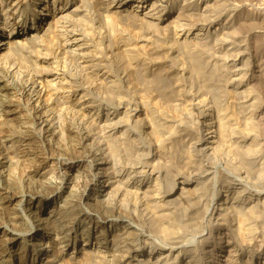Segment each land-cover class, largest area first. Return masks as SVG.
Returning a JSON list of instances; mask_svg holds the SVG:
<instances>
[{
  "label": "rangeland",
  "instance_id": "1",
  "mask_svg": "<svg viewBox=\"0 0 264 264\" xmlns=\"http://www.w3.org/2000/svg\"><path fill=\"white\" fill-rule=\"evenodd\" d=\"M31 1H34V0H28V2L32 3ZM44 1H48L49 2L50 0H44ZM51 1H53V0H51ZM66 1H68L67 8L70 5L71 6L74 5L75 7L79 8V10H83V14L82 15L86 14L88 16V18L85 15L86 19H84V17L82 15H78V14H77V16H72V18H71V16L67 17V19L62 23L63 24L62 27H64V32H65L64 34H66V35L69 34L68 36L71 37L72 39H75V40L78 37L82 36V37H80L78 39L80 41H82V43L84 42V46H85V43H88L91 40L88 43V45H91V46L95 47L98 50L99 54H101V55H99L100 59H102L103 57L108 59L109 68L111 67L110 69L109 68L108 69H109V71H111L113 79L114 80L116 79L115 82H117V84H119V86H121V88H123V90H125L122 93V95H121L122 97L124 96L123 99H121L122 103L121 102L119 103V100H118V102H116L117 100L113 101L114 99L113 100L108 99L107 96L104 95V93L101 94L102 92H96L95 94L92 93V96L94 97V99H93L94 103L92 105L95 104L94 106H96V105L98 106V107L96 106V109L94 108L95 109L94 111H96L100 115L106 114L107 112L111 113L113 111H116L115 109L117 108L113 104H116V103L124 104L126 102H127L126 106L128 107L129 110H132V109L133 110H141L140 108H142V106H141L142 105L141 104L142 100L148 99L147 97L151 96L152 93L155 94L154 92L149 93V91H146V90H148L146 88L147 86L145 87V85L143 83H141V81L138 82V81L135 80V76L132 75L131 70H130V69H132V67L134 65L137 66V67L134 66L135 68L138 69V67H139V70L142 69L141 71H143V72H144V70H146L145 73L149 74V75L148 74L146 75L147 76L146 77L147 81H148V79L153 80V78L156 75H158V73H159V75L161 77L164 75L162 77V79L165 78V80H167L169 83H173V85L174 84L177 85V86L174 85V88H173L175 96L173 95L174 98H173V100L171 99L172 101L168 100L167 98H165V100L164 99L162 100V97H160V96L157 97L158 99L156 98V100L154 99L155 97L153 98V100H151V99H149V100H151V104H153L154 106L157 104V107L155 106V108H154L155 109V115H156L157 119L159 118V120H161V119H165L166 117H168L167 119H170V116H171L172 122H174L173 123V128H175L174 129L175 131L173 130L174 132L182 130L181 128H183L184 130H186V129L189 130L190 133H192V132L194 133V131H195V133L193 134L195 136V138L193 140H190L187 143V145L178 146L176 148L177 151H176V149L173 148L175 143H173V145L171 144V146L173 148V151H174V153H173L172 148H171L170 143H169V142H171L170 141V135H167V133L164 134V132L163 133L161 132L159 137H156V135L153 136L156 133H152L154 131H150V130H153V129H151L152 128V126H151L152 124L151 125L149 124L151 121L149 122V120H147V122H149V123H147L146 122L147 118H144L145 120L143 119L141 122L139 121L140 123L138 122L139 123V124L137 123L138 125L134 124V126H133V128L131 130V132H132L131 133V138L135 140V145L127 146V147H129V149H131V150H129L127 148V150L129 152L130 156H132V160H134V161H132V160L131 161L134 162V163H137V164H135L136 167H140L145 162H147V163H149L151 165L154 163L153 164V166H154L153 168L155 169V167H156V169L153 171V175H151V176L147 175L146 176L145 181L147 180L151 184V183H153L152 181L155 182V180H156V183L158 182L157 184H158V187H159L158 191H159L161 196L164 193L167 194V192H165L166 191L165 190L166 187L164 186V184L166 183V180L168 178L169 179H175L176 176H178L179 174L183 175L186 179L191 180V182L195 181L196 178L199 179L200 177H201L200 181L203 182L204 180H206L205 181L206 182L205 189H204V193L206 195L205 194L204 195L207 198H205L206 200H204V197L202 198L203 199L202 200V204H200L201 207H200V209H198L199 210L198 213L199 212L200 213H199V215L197 213V218L198 219H195L194 221L189 222V225L191 227L188 225V228H190V229L187 228L186 230L182 231V233H183L182 235L184 236L183 237L184 239H183L182 243H180L181 245L178 244L179 247H176L178 245H175L174 249H171L172 250V256L175 255V256L178 257V264H186V263H190V262H191V264H213V263H216V260H215V256L216 255H215V253L219 252V249H218L219 245L222 243V246L225 247V245H227V241H229L231 239H232V241H234L237 244L235 252H234L235 253L234 254L235 255L234 256V260H235L234 264H245V263L246 264H264V239H263L264 238V205H263L264 204V190H263L264 189V182H263L264 181V166H263V168H261V165L258 164V161L261 160V159H262L261 163L262 164L264 163V120H262V119H264V114H260V112L263 111L262 108L264 106V84L262 83V81L260 82V80H262L260 77L264 76L263 75V73H264V24H262V23H264V20H263L264 19V0H241V1L240 0H226V1L223 0L224 3H222L223 1L220 0V2L223 5L222 4L219 5V9L217 7H216L217 8L216 9L214 7L215 5L214 6L213 5L211 6V4L209 5V3H211L212 0H197V1L196 0H150V1L146 0V2L148 1L147 4L149 6H150L151 3H152L151 5H153V6L148 7L150 11L148 10V8L145 9V11H144L141 8H137V9L135 8L134 9L132 7V9H134V11H136L134 14H136V15L139 14L138 17H139V20L141 21L140 22L138 20V22L135 23V27H133L134 29L130 28L131 26H134V23L130 25L129 22H125V21L124 22L118 21L117 23H120V24L119 25L115 24L116 27L113 26L114 29H112V27H110V26H108V27L106 26L108 28L107 29L105 27V25H104V24L107 25V22H105L104 21L105 19L102 18V17L105 16V13L103 11V7L104 8H108L110 10L113 8L112 10H114V8L120 6L119 3L120 2L122 3V0H113L114 2L112 0H110V1L109 0H87V1L84 0L85 2H83V0H65V1L64 0H57V3L55 4V8L60 9L59 7L61 5H64L65 4L64 2H66ZM98 1H100V2H98ZM107 1H109V2H107ZM127 1H129V0H125V1L123 0V3H126ZM157 1H159V3ZM188 1H190V3ZM82 2H83L84 5H86L85 7H84V5H82ZM87 2H89V3H87ZM106 2L109 3V4L111 3L112 5L110 4V6H109ZM153 2H154L155 5L153 4ZM236 3L239 4V5H236ZM102 4H103V6H101ZM166 4L172 5V6H170L171 9L167 8L169 6L166 5ZM184 4H186V5H184ZM187 5H189V6H187ZM32 6H31V8L28 7L29 9L27 8L29 10V11L27 10V16L28 17L31 16L30 12L32 11V8H33ZM129 6H131V5L129 4L128 7ZM156 6H157V8H156ZM181 6L183 7L182 9H184V8L188 9V12L191 14V15L189 14L191 16V20L188 17L189 15L186 16L188 18L185 17V19H184V17H181V18L177 17L178 14L179 15L181 14L180 16H182V13L186 10V9H184V10L180 9L179 10L178 8H181ZM223 6H225V7H223ZM204 7H206V9ZM212 7H214L215 9L212 8ZM201 9L204 10V11L206 10L204 12V14L206 13V15L204 17H203V11ZM210 9H211V11H210ZM161 10L162 11L168 10L167 16L165 17V19L169 18L168 21L167 20H165V21L159 20V21H155V23H154L153 19L155 17H157L156 16L157 14L162 13ZM181 10H182V12H181ZM97 11L99 13H101L102 15L99 14V13L96 14ZM179 12H181V13H179ZM236 12L237 13H241L240 14L241 16L243 14L246 15V13H247V15L255 16V20L256 21L254 22V25L251 27L252 31H253V34L254 35L256 34L255 37L247 35L248 32L245 31V30L240 29V26H238L239 29L235 30V32H237L238 36L240 37L239 39L237 38L238 41H237V39L234 40V41H231L232 39L230 38V36H228V34L226 36L225 32L228 29L226 27V24H228L227 22H229L232 19L233 13H236ZM193 13H194V16H193ZM195 13H198V14H195ZM154 14H155V16H154ZM52 15L53 16L56 15V12L54 14H52ZM211 15H213V16H211ZM228 15L229 16L231 15V16L229 17ZM151 16H153V17H151ZM76 17H77L78 20L76 19ZM79 17L80 18L82 17V19H81L82 21L80 20ZM141 17H145V19L147 21L153 23V24H151V25H153V27L148 22L147 23L144 22V23H145V25L147 24L149 26L147 27V25H146L144 27V24H143L142 21H144L145 19L143 18V20H142ZM193 18H195V19H193ZM75 19H76V21H75ZM199 19H200V21H199ZM151 20H153V21H151ZM170 21H172V22H170ZM65 22H67V23H65ZM79 22H80V25H79ZM175 22H176V24H174ZM167 23H168V25H167ZM169 23H170V25H169ZM177 23H179V25H177ZM69 24H71V25H69ZM81 24H83V25H81ZM123 24H125V25H123ZM164 25L168 26L166 28L167 30L165 29L166 26H164ZM171 25H172L173 29H171L172 28ZM30 26L31 25H29L28 26L29 28H27V29H30ZM100 26H102V27H100ZM177 26H180V27H177ZM231 26H233V25H231ZM158 27L160 28V30H161V27H162L163 31H160ZM82 28H84V29H82ZM120 28L122 30H120ZM149 28H150L151 31L149 30ZM153 28H156V29L158 28V29L156 31V29L153 30ZM92 29H96L97 32H96V30L94 31ZM132 29H133V31H131ZM210 29L211 30H216L215 31L216 34L210 33ZM224 29H225V32L223 31ZM70 30H72V31H70ZM109 30L111 32H109ZM112 30H115V31H112ZM116 30H117L118 33H116ZM118 30H120V31H118ZM241 30H242L243 34H241ZM122 31H123L124 34L122 33ZM222 31H223L224 35H222ZM88 32H89V34L91 32H93V33H91L93 37L90 36L91 34L89 35ZM114 32H115V34H114ZM131 32H132V35H131ZM157 32H158V34H157ZM219 32H220L221 35L219 34ZM136 33H138V34H136ZM117 34H119L120 36L119 35L116 36ZM215 36H217V37L219 36V37L217 38ZM90 37H91V39H90ZM119 37L123 41L120 40ZM228 38H230L231 40L228 39ZM109 39H111V40H109ZM253 39H254V41H253ZM135 41L136 42L140 41V43H142V44L144 43V45H146V46L142 45L145 48L143 47L144 50H142V52L139 53V54L135 53V48L133 47V45L136 44V43L134 44ZM193 41H195V42H193ZM196 41H197V43H196ZM75 43L78 44L77 41H75ZM116 43L118 45H116ZM130 43H131V45H130ZM186 43H188V44H186ZM256 43H257L258 46L256 45L253 48V45L256 44ZM112 44H113V46H112ZM197 44H200V45H197ZM219 44H221V45H219ZM201 45H202V47H200ZM127 46H129V47H127ZM208 46H209V48H208ZM1 47L4 48L5 46H1ZM127 48H128V50H127ZM100 49H102V50H100ZM168 49H169V51H166ZM104 50H106V53H105ZM110 50L113 51L114 53L113 52L111 53ZM194 50H195L196 53L194 52ZM145 51H146V53H145ZM231 51H232V53H231ZM163 52H165V53H163ZM221 52L222 53L224 52L225 55L222 54ZM87 53H89L88 49H87ZM228 53H229V55H228ZM221 54H222V56H220ZM192 55H194V56L192 57ZM210 55H211V57H210ZM135 56H136V58H135ZM138 56H141V57H139L137 59ZM224 56H225V58H224ZM231 56H233V57H231ZM198 57H200L201 60ZM56 59L58 61L62 60L63 62L66 60L64 63L67 64V66L69 67L68 68L69 70L72 69L71 70L72 74H74L78 78L80 77L81 71H80V74H78L79 68H78V66H76V64L73 63L72 60H70L68 58H62L61 56L56 58ZM14 61L13 62L12 61H10V62L8 61L11 65L8 62H7V65L8 66H15L16 62H14ZM111 61H112V63H111ZM148 62H149V64H148ZM195 62H196V64H195ZM210 62H211V64H210ZM191 63H193L192 64L193 67L190 66ZM197 64H199V65L197 66ZM73 65L76 68V70L78 69L76 74H75L76 70L73 67ZM121 66H122V68H121ZM194 67H195V69H194ZM116 68H118L119 70L116 69ZM120 68H121L122 71L120 70ZM128 69H129L130 72L128 71ZM175 69H176V71H175ZM198 69L202 73H200ZM192 71H194V72H192ZM124 74H126V76H124ZM154 74H156V75L154 76ZM233 74H234V76H233ZM128 75H129V77L127 78ZM196 75H197V77H196ZM222 75H225V76H222ZM149 77H151L152 79L149 78ZM170 77H171V79H173V81L171 79L168 80ZM97 78H99L101 80V77L99 75L96 76V79ZM99 79H97V80H99ZM133 79H134V81H133ZM200 79H202L204 81L202 82V80H200ZM127 80L130 81V82L132 81L131 82L132 84H130V82H129V85H128V83L126 82ZM211 80H212V82H211ZM123 81H125V82H123ZM133 82H134L135 85L133 84ZM217 82H219V83H217ZM137 85L140 86V87H138ZM178 85L180 86V88H178L179 87ZM133 86H135V87H133ZM141 86H142V88H141ZM125 87H127V88H125ZM198 87H199V89H198ZM216 88H217V90H216ZM192 89H194V90H192ZM243 89L246 92L243 91ZM140 90H142V91H140ZM213 90H215V91H213ZM11 91H10V93L8 91V94L6 95V99H8L9 101L10 100L16 101V99H19V96H18V94L16 92H14V93H16L14 95L13 88L11 89ZM133 92H135V93H133ZM179 93H180V95H179ZM195 94H196V96H195ZM139 95H140V97H139ZM199 96H201V97H199ZM210 96H211V98L212 97L213 98L211 99ZM239 96H241L242 98L239 97ZM24 97H21V102H23V103L25 102L24 104L27 105L25 107L30 112V115L34 116L35 115V110L33 111L32 105H30V104H32V101L30 102L29 99H26V96H24ZM196 97H197V102L199 103V104L197 103L198 105L196 104ZM218 97H220V98H218ZM255 97H257V98H255ZM187 98H188V100H187ZM252 98H253L254 102L252 101ZM109 100L112 101V102H110ZM140 100H141V102H140ZM167 100H168V102H167ZM190 100L195 101V104H194V102H192ZM123 101H124V103H123ZM130 101H131V103H130ZM187 101H189V102H187ZM200 102H201V104H200ZM215 102L216 103L218 102V103L215 104ZM205 104H206L207 107L204 106ZM248 104H250V105H248ZM68 105H67L68 107L66 106V109L64 108V110L62 109L60 111H56V110L54 111L55 119L57 118V121H61V122H58V123H63V122L66 123V125H68V127H72V126H75V125L78 126V127L75 126V128L78 130V132H79V134L81 136V140H82V144H83V148H82L83 156H86V159H87L86 165L85 166L83 165L82 167H78L77 165L73 164V162H72L73 161V158H72L73 156L71 155L70 144H68V142L66 140H63L61 138L57 139V135H56V132H55L53 127L52 128L50 127L46 131V133L44 134L45 148H43L42 145H40V143H39V146H38V144H33V145H28L27 144L26 145L25 143H21L20 142L21 139H22L21 136H23V134L25 133L24 131H25V128L27 126H30V127H32V126H31V124L26 125V123L23 122L24 120H23L22 112H20V110L17 109L16 113H17V115L20 118H19L18 121H13V120L4 119L5 117L3 116V114L0 111V133H1L0 134V138H1V136L5 137V135L13 134V136H15L14 140L17 142V146L19 148L18 155L16 156L17 159H15V161L12 162V163L9 162L7 164L5 162L7 160L4 161L2 159V155H0V190H1L0 191V195L2 196V192H3L2 189L3 188H5V187L7 188L8 186H10V184L12 185L14 183L13 188H14V191L17 193V196H18L17 200L14 202V207L15 208H13V209H15V211L13 213H10V215L6 214L7 215L6 216L4 214V212L2 210H0V229H2V231L5 230L4 232H6V233L14 231V232L18 233L19 235L23 234V236L25 238H32L33 239L32 243L36 244V246L39 247L38 245L43 241V239L45 240V239H50V238L53 237V233H54L53 232V227H51L52 224L50 222V218H49L48 213L51 210H54V208H56V207L64 208V207L67 206V204L69 202L68 200L72 199V201H75L74 199H76L77 200L76 201V205H78V210L81 213H83L82 214L83 216L80 217L82 219L77 220L78 222L76 220H70V221H68L66 223H63V225L60 224L59 227L56 230V233L58 235L62 233L60 235V237L63 236L64 238H66L65 239V240H67L66 244H69V246H73V244L75 242V238L77 237L76 244L77 245H80V244L82 245V242H81L82 241L81 240L82 239L81 238L82 234H83L84 237L90 236V234H91L90 232L92 231V229L94 230V225L96 223H97V225H104L107 230H112V229H115L116 227H119L121 225L120 221L123 219L121 216H124L127 219V220H125L126 221L125 223H128V224H125V225L129 226V223H131V224H133L134 227H136L138 229L137 232H138L140 237L138 236L139 238H138V241H137V245L135 246V249L137 248V250H139V249L144 247L142 249V252L139 253V254L140 255H144V254L146 255L147 254V256H148L149 249H150L149 247L151 246L150 243L153 242V244H155V245L156 244L160 245V243L162 242L161 237L157 236L155 233H151L150 234V231L148 230V226L150 224L147 223V221H145L146 223H144V222L137 223V222H134V221H130L128 219V217H129V215H132V213L136 212L138 214H135V215L136 216L138 215V218L142 219V221L146 219L144 217L146 215V217H149L150 219L154 220V222H155V219H154L155 215L153 214V211H152L153 209H151V206L149 204L144 203V202H147L149 200L146 199L147 198L146 196L142 197L143 195L139 196V194H134V193H128V197H126V200H123V198L125 199V197H122L121 200H116V199L112 198V199L115 200L114 201L111 198H109L108 196L106 198L102 199L103 196H101V192L104 190V188H101V187L103 185V181H102V177L99 174V170H97V168L98 169H99V167L103 168V166H101L98 163H101L103 161L104 154L102 152L103 151L102 150L103 149L102 145L104 144V139H105L104 138L105 137L104 136V130L107 128L106 126H103V125H106V123H104L105 121L103 120L104 124L103 123H99V125L97 124L96 125V129H95L96 132L95 131L91 132L88 129H86L85 126L80 124V122H79L80 120L78 121L79 116H80V112H81L80 107H78V109L80 111L79 110L76 111V109H77L76 105H74V104L73 105L72 104H68ZM245 105H247V106H245ZM162 106H164V107H162ZM198 106H199V108H198ZM243 106H244V108H243ZM251 107H252V109H251ZM74 108H75V110H74ZM205 108L209 109L208 111H210L209 113L211 114V118H212V120L214 119L213 120V122H214L213 124L217 123V119L218 118H216V117H219L218 115H220L221 111H223L224 109H226V108L229 109V110H227V109L226 110L228 111V113L232 114V116L229 114V119H230V121L228 122L229 123V125H228V129L229 130H227V133H229L230 136L228 134V136H229L227 138L228 140L224 141L222 144H218V143L215 144L213 142V141H215V138H213L215 136V133L213 132L212 134L210 133V134L206 135V133H207L205 131L206 129L202 128V127H204L202 125V121H204V115L202 114V112H205V110H204ZM222 108H224V109L222 110ZM108 109L110 110V112L108 111ZM231 110H232V112H231ZM56 112H58V113H56ZM59 112H61V115H60ZM157 112H161V113H157ZM81 113H83L84 115L86 114L85 112H81ZM173 113H175V114H173ZM158 114H160L161 116L163 114V116L161 117ZM216 114H217V116H216ZM58 115H60V117ZM75 115H76V117H75ZM81 116H80V119L83 118L82 114H81ZM86 117L88 118L89 116L86 115ZM126 117H128V116H126ZM126 117H123L118 112V114L116 115L115 119H113V123L116 121L115 122L116 123L115 126L119 127L122 123H124V121L128 120L129 117L128 118H126ZM75 118H77V119H75ZM240 118H243V119H240ZM88 119H89V121H91L90 118H88ZM117 119H118L119 122H120L121 119L123 121L121 120L122 122H120V123L118 122L117 123ZM177 119H178V122H177ZM258 119H260V120H258ZM62 120H63V122H62ZM73 120H75V121H73ZM241 120H242V122H241ZM57 121H54V123L57 122ZM68 121L69 122L71 121L70 122L71 126L69 125ZM72 121H73V123H72ZM76 121H78L79 123L76 122ZM194 121H196V122H194ZM106 122H108V121H106ZM126 122L128 123V121H126ZM199 123L201 124V126H200ZM128 124H130V123H128ZM194 124H195V126H194ZM244 124H245V126H244ZM107 125H108V123H107ZM124 125H125V123L123 125H121V126H124ZM99 127H101L102 132L99 131V129H100ZM194 127H196V128H194ZM97 128H98V130H97ZM147 128L150 129V130H148ZM232 129H234L233 131L235 132V134L232 131ZM6 130H8V132H5ZM214 130H215V127H214V129L213 128L211 129V131H214ZM253 130H254V132H253ZM97 131H99L100 134L97 133ZM228 131H230V132H228ZM256 131H257V133H256ZM248 132H250V133H248ZM134 133H135V135H134ZM176 133L178 134L179 132H176ZM151 134H153V135H151ZM245 134H246V136H245ZM100 135H102V136L100 137ZM163 135H165V138L163 137ZM205 135H206V137H205ZM161 136L163 137L162 139H160L161 141L158 140V139L156 140V138H161ZM197 136L198 137L199 136L203 137L204 141H207V143H205V144L197 143V141H196L197 140ZM90 137H92V138H90ZM154 137H156L155 141H154ZM168 137H169V139H168ZM210 137H212V138H210ZM254 138H255V140H254ZM97 140H99V141H97ZM191 141H192V144H194V145L189 144ZM230 141H231V143H230ZM167 143H169V145ZM225 143L226 144L228 143V144L224 145ZM258 144H259V146H258ZM216 145H218V146H216ZM53 146H54V148H53ZM159 146H161V147H159ZM185 146L187 147L186 148L187 149L186 152L191 154V155H189V154L188 155L190 157L192 156V159L194 160V163H192V167H191V165L190 166H185L184 165L185 158H183L184 157L183 155H185V154H183V153L185 152V148H184ZM174 147H176V146H174ZM251 147H252V149H251ZM136 148H138L139 152L136 151L137 150ZM139 148L141 149L142 152L140 151ZM157 148H158V150H157ZM191 148H193V149H191ZM134 149H136V150L134 151ZM166 150H167V152H166ZM253 150H255V151H253ZM52 151H53V155L52 156L54 157L55 160L53 161L51 159L52 160L51 161V160L47 159L45 161L46 163L44 164V166L39 171L40 172L39 174L41 175V177L40 178H36L37 181L34 180L33 178H30L29 175H28L29 170H32V166H30V165H33L35 163L39 164V162L43 160L44 156L47 157L48 154L50 156V154H51L50 152H52ZM182 151H184V152L182 153ZM213 151H215V152H213ZM237 151H238V153H237ZM245 151L247 153H245ZM157 152H159V154ZM169 152H172V153H169ZM180 153L182 154V157H180L181 156ZM170 154H172L171 155L172 157L170 156ZM174 154H175V156H174ZM246 154L247 155L249 154V155L247 156ZM148 155H150V156H148ZM160 155H162V157ZM135 156H136V158H135ZM179 157L182 158V159H180ZM98 158H100V159H98ZM39 159H40V161H38ZM68 159H70V160H68ZM181 160H184V161L182 162ZM246 161H247V163H246ZM199 162H201V163H199ZM15 163H16V165L14 167ZM125 163H128V162H125ZM125 163H124V165H125ZM134 163H132V164H134ZM243 163H245V164H243ZM138 164H140V166H138ZM124 165H123V163H121V167H124ZM212 165H213V167H212ZM255 165H257L256 168H255ZM181 167H182V169H181ZM183 168L185 170H183ZM249 168H251L252 171L249 170ZM193 169H195V170L193 171ZM203 170H206V173ZM254 170H256V171H254ZM89 171H91V172H89ZM155 173H157V175H155ZM197 173H198V175H197ZM253 173H254V175H253ZM88 174H90V175L88 176ZM185 174H187V175H185ZM260 174H261V176H260ZM203 176H206L207 178L204 179ZM191 178H193V179H191ZM6 182H8L9 184L6 183ZM131 182L137 183V185H138V183H141L140 178L134 177V174L131 175ZM205 182H203V183H205ZM80 183L81 184H84V183L88 184L86 190H83V188L80 187ZM5 184H6V186H5ZM41 185L44 186V189H43V186L41 188ZM49 185H51L50 187L53 186L56 189L55 192H57V193H52L51 194V196H54V198L51 201H49L50 203H47L48 211L46 213H44L43 211L42 212H38V207H39L38 201L36 199L30 200V198H35V197L41 195L40 194L41 192H42V194H47V192L49 191V189H48ZM239 187L242 188V189H240ZM206 188H208V189H206ZM239 189H240V192H239ZM211 190H212V192H211ZM241 190H243V191H241ZM36 193H38V195ZM217 193H219L218 196H217ZM130 194H131V196H130ZM132 194H134V195L132 196ZM238 194H240L239 197H238ZM256 194H258V195H256ZM26 195H30V197L28 198V197H26ZM250 195H253L254 197L249 198ZM216 196H217L218 199L216 198ZM221 196H223V197H221ZM140 197H142V198H144V200L145 199L146 200L144 201ZM233 197L235 199H233ZM246 197L251 199V200H247ZM79 198H81V199L79 200ZM27 199H29V202L26 201ZM107 199H111L112 201L111 200H108V201H111L112 203L111 202L107 203ZM100 200H102V201H100ZM122 200H123V202H122ZM244 200H247V201H244ZM257 200H259V201H257ZM79 201H81V202H79ZM120 201H121V203H120ZM131 201H133L132 204H131ZM100 202H101V204L113 207V208H115V210L116 209L118 210V211L117 210L115 211V213H117L116 214L117 216L115 215L114 217H111L112 218L111 222H105L101 218L102 214L99 213V211H96V210L93 209L95 207L96 208L99 207L98 205L100 204ZM114 202H115V204H114ZM134 202H136V204ZM138 202H141V203H138ZM88 203H90V206L88 205ZM118 203H119V205H118ZM148 203H150V202H148ZM252 204L255 205V207H258L260 209V211L257 208L258 210L257 209L256 210H257V212L258 211L259 212L258 213L256 212L255 217H251L252 220L250 219L251 223L250 222L249 223L251 224V226H252L251 228H252L253 231L251 230L252 231V232L250 231L251 234H247L248 236L246 235L247 236L246 239H248V243L247 244H242L241 243V238L244 237V232H242L243 231L242 230L241 231L242 233H240L241 227H240V224H239V221H238V217L236 216L237 212L235 211V208H236V210H239L240 208H237V207L238 206L239 207L242 206L243 208L241 207L242 208L241 210H244V209H247L250 206H253ZM256 204L258 206H256ZM132 205H134V206H132ZM125 206H127V207H125ZM148 206H150V207H148ZM183 207H184V205H183ZM125 208L128 211H125ZM132 208L135 209L134 212H133ZM180 210H182V209H180ZM189 210H190V208H189V206H187L186 210H184V211L188 212ZM221 211H223V212H221ZM122 212H123V214H122ZM126 212L128 213V215H126L127 214ZM124 213H126V214L124 215ZM234 213H236V214H234ZM86 214H88V215H86ZM120 214H121V216H120ZM140 214L142 215L141 217H140ZM152 215L154 216L153 218H152ZM88 216H89V218H88ZM256 217L257 218L259 217V218L257 219ZM10 218L12 219L11 221H9ZM117 219H118V221H117ZM107 225H108V227H107ZM146 232H148V233H146ZM145 233H146V235H144ZM184 233H186V234H184ZM231 233H232V235H231ZM65 234H66V236H65ZM241 234H243V235H241ZM261 235H262V237H261ZM142 238H146L148 240L144 239L146 241L145 242ZM0 239H1V237H0ZM226 239H227V241H226ZM154 241H155V243H154ZM220 241H221V243H220ZM183 242H185L187 245L185 243H183ZM26 244H27V242L23 238H20L19 240L15 241L14 243H13V241H10V238H8V237L7 238L5 237L2 240H0V264H3V263L4 264H43V261L45 259V254L46 255H52V254L56 255L55 248L53 247V245L50 244V246H48V247L46 246L47 247V248H45V250H46L45 252L46 253H44V255H41L42 252L40 251V249L37 248V251H36L37 253H35V256H33L31 251H30L28 253L27 259H24V258L19 257V256L24 251V248H25ZM161 245H163V244L161 243ZM166 246H169V245L166 244ZM166 249H167V247L164 250H166ZM153 252L162 253L163 250H158L157 249V250H155ZM170 254H171V252L162 253V257L170 255ZM69 255H70V250L63 251L62 255L60 256L63 259V261L59 260L61 258L58 257V258L54 259L51 264H63L64 260H65L64 257H66V256L68 257ZM168 257H167V259H168ZM72 262L73 261L68 262V263L72 264ZM73 264H76V263L73 262Z\"/></svg>",
  "mask_w": 264,
  "mask_h": 264
},
{
  "label": "bare ground",
  "instance_id": "2",
  "mask_svg": "<svg viewBox=\"0 0 264 264\" xmlns=\"http://www.w3.org/2000/svg\"><path fill=\"white\" fill-rule=\"evenodd\" d=\"M65 1V0H64ZM87 1V0H86ZM110 1V0H109ZM107 1V2H109ZM113 1V0H112ZM111 1V2H112ZM125 1V0H124ZM150 1V0H149ZM197 1V0H196ZM223 1V0H222ZM226 1V0H225ZM241 1V0H240ZM32 3L28 2V0H0V111L3 114V116L5 117L4 119L6 120H13V121H18L19 120V116L17 115L16 111L17 109L20 110V112H22L23 114V122L26 123V125L31 124L32 127L27 126L25 128V133L23 134V136H21V143H25L26 145H33V144H38L42 145L43 148H45V138H44V134L46 133V131L51 127L54 128L56 135H57V139L61 138L63 140H66L68 142V144H70L71 147V156L73 158V164L77 165L78 167H82L83 165L85 166L87 163V159L86 156H83V144H82V140H81V136L78 132V130L75 128V126L72 127H68V125H66V123H58L61 121H57V118L55 119V114L54 111H60V110H64V108L66 109V106L68 104H74L77 106V110L78 107H80L81 112H85L86 114L84 115L83 113L80 112V116L81 114L83 115V118L79 119L78 121L80 122V124H82L83 126L86 127V129H88L89 131H95L96 129V125L99 123H103V120L105 121L104 123H106L107 128L104 130V144L102 145L103 147V161L100 164L102 167H99V169L97 168V170H99V174L102 177V181H103V185L101 188H104V190L101 192V196L102 199L106 198L107 196L109 198H114L116 200H121L122 197H125V199L123 198V200H126V197H128V193H134V194H139V196L143 195L142 197H147L146 199H148L149 201L144 202L146 204H149L151 206V209H153V214L155 215V222L154 220L150 219L149 217H146V215L144 216L146 219L142 221V219L138 218V215L136 216L135 214L138 213H132V215H129L128 219L130 221H134L137 223H141L145 221H147V223H149L150 225L148 226V230L151 233H155L157 236L161 237L162 240V244L160 243V245H155L152 243H150V245L152 246H148L149 249V254L147 256V254L145 255H140L139 253L142 252L141 248L139 250H137V248L135 249V246L137 245V241L138 238L140 237L138 232H137V228L133 226V224L129 223V226L125 225L128 223H125L127 220L124 216H120L123 218L120 221V226L116 227L115 229L112 230H107L105 228L104 225H97V223L94 225V230L92 229V231L90 232V236L84 237L82 234V245H77V237L75 238V242L73 244V246H69V244H66L65 240L66 238H64L63 236L60 237V235L62 234H57L56 230L59 227L60 224L63 225V223H66L70 220H79L82 219L80 217H82L83 213H81L78 210V205H76V199H74L75 201L68 200V204L66 207L64 208H60V207H56L54 208V210H51L48 215L50 218V222L52 224L51 227H53V237L50 239H43V241L38 245L39 247L36 246V244L32 243L33 239L32 238H25L23 236V234L19 235L16 232H4L2 231V229H0V237L2 240L3 238H10V241H13V243L17 240H19L20 238H23L27 244L24 248V251L20 254L19 257H22L24 259H27L28 257V253L31 251L32 255L35 256V253H37V248L40 249V251L42 252L41 255H44V253H46L45 248H47L48 246L53 245V247L55 248V254L52 255H46L45 254V259L43 261V264H51L53 262L54 259L60 257L62 255V252L65 250H70V255L67 257H64V263L63 264H70L68 262H75L76 264H178V257L173 255L172 256V250L174 249L175 245H178L180 243H182L183 241V233L182 231L186 230L188 228L189 222L194 221L197 218V213H198V209H200L202 204V198L204 197V200H206L205 198V193H204V189H205V184H206V180H204L205 178H207L206 176L204 177V181L205 183H203L202 181H200L201 177L199 179L196 178L195 181L188 180L186 179L183 175H178L176 176L175 179H167L166 183L164 184V186L166 187V191L167 194H163L162 196L159 193V187H158V182L156 183L152 181L153 183L150 184V182H148L146 179V176H151L153 175V171L156 169L153 168V164H149L147 162H145L144 164H142L140 166V164H138V166L140 167H136L135 164L132 161V156H130L127 148L129 149V145H135V140L131 138V130L135 125H138L144 118L147 120H149V123L153 130L150 131H154L152 133H156V134H151L153 136L156 135V137L160 136V133L164 132L167 133V135H170V146L171 144L176 147L173 146L174 149H176L178 146L182 145H187V143L190 140H193L195 138V136L193 135L195 133L192 132L190 133L189 130H184L183 128H181L182 130L176 131L179 132L178 134L176 132H174L175 128H173V123L172 122V118L170 116V119H167L168 117H166L165 119H161L159 120V118L157 119L156 115H155V106L157 107V102L155 103L156 105L154 106L153 104H151V100H153V98L156 100L157 97H162V100L165 98H167L168 100H173L174 98V85L173 83H169L167 80L162 79V77L164 76H160L159 73L158 75L154 74V78L153 80L148 79V81L146 80V70L141 71L142 69L139 70L135 68L134 65L132 67L131 73L133 76H135V80L136 81H141V83H143L145 85V87L148 89L146 91H149V93L154 92L155 94L152 93V97L149 96L147 97L148 99H144L140 100L141 102V106L142 108H140L141 110H129L128 107L126 106L127 102L123 103L124 104H113L115 105L117 108L115 109L116 111H113L111 113H106L103 115H100L99 113H97L96 111H94L96 109V106L92 105L94 103L93 99L94 97L92 96V93H96V92H102L101 94L104 93L105 96H107L108 99H111L113 101L117 100L116 102L119 103L122 101L121 99H123V97L121 96L122 93L125 91L123 90V88H121V86H119V84H117L116 79H113L112 73L111 71H109V62L108 59L103 57L102 59L99 58V52L98 50L91 46L88 45V43L91 41H89L88 43H85L84 46V42L82 43V41H80L78 38L82 37H76L77 39H72L71 37H69L68 35L64 34V27H62V23L67 19V17L72 18V16H77L78 15H82L83 14V10H79V8L73 6H69L67 8V4L68 1L64 2V5H61L59 8L57 9L55 8V4L57 3V0H53V1H44V0H34L31 1ZM81 2V1H80ZM83 2H85L83 0ZM82 2V5H84ZM100 2V1H98ZM106 2V3H107ZM114 2V1H113ZM119 2V1H118ZM148 2V1H147ZM146 0H129L126 3H122L120 2V6L114 8V10H110L108 8H104L103 7V11L105 13V16L102 17L104 18L103 20L105 22H107V25H105V27L110 26L113 28V26L116 27L115 24L119 25L120 23H117L118 21L121 22H129L130 25L134 23V26H131L130 28L135 27V23L138 22L139 17L138 15L134 14L136 11H134V9L136 8H141L145 11V9H147L150 6H153L150 4V6L147 4ZM159 3V1H157ZM190 3V1H188ZM248 2V1H247ZM63 3V2H62ZM61 3V4H62ZM89 3V2H87ZM91 3V2H90ZM93 3V2H92ZM156 3V2H155ZM172 3V2H171ZM174 3V2H173ZM179 3V2H178ZM186 3V2H185ZM224 3V1L222 2ZM220 2V0H212L211 3H209V5L211 4V6L215 5L214 7L219 9V5L222 4ZM245 3V2H244ZM59 4V3H58ZM96 4V3H95ZM109 6L110 4L107 3ZM131 5L128 7V5ZM154 4V2H153ZM197 4V3H196ZM207 4V3H206ZM33 5V6H32ZM100 5V4H99ZM112 5V4H111ZM155 5V4H154ZM168 5V4H166ZM186 5V4H184ZM223 5V4H222ZM236 5H239L236 3ZM235 5V6H236ZM32 8L31 16H27V10L29 9L28 7ZM86 5H84L85 7ZM95 6V5H94ZM98 6V5H97ZM96 6V7H97ZM103 6V4L101 5ZM170 8V6L172 5H168ZM189 6V5H187ZM207 6V5H206ZM244 6V5H243ZM83 7V6H82ZM115 7V6H114ZM132 7L134 9H132ZM155 7V6H154ZM212 7V8H214ZM225 7V6H223ZM28 8V9H27ZM67 8V9H66ZM100 8V7H99ZM153 8V7H152ZM157 8V6H156ZM160 8V7H159ZM183 7L181 6V8H178L179 10L182 9ZM206 9V7H204ZM214 8V9H215ZM216 8V9H217ZM85 9V8H84ZM132 9V10H131ZM171 9V8H170ZM177 9V8H176ZM186 9V8H184ZM182 9V10H184ZM192 9V8H191ZM209 9V8H208ZM233 9V8H232ZM149 10V8H148ZM178 10V11H179ZM181 10V12H182ZM187 10V11H186ZM183 13L182 16H180L178 14L177 17H185L188 16L190 13L188 12V9H186ZM194 10V9H193ZM202 10V9H201ZM226 10V9H225ZM249 10V9H248ZM29 11V10H28ZM99 11V10H98ZM97 11L96 14H98L99 12ZM150 11V10H149ZM148 11V12H149ZM152 11V10H151ZM177 11V10H176ZM203 11V17L206 15V13L204 14V10ZM211 11V9H210ZM230 11V10H229ZM228 11V12H229ZM56 12V15H52ZM143 12V11H142ZM160 12V11H159ZM158 12V13H159ZM162 13L157 14L153 20L154 23L155 21H165L168 19H165V17L167 16V12L168 10L162 11ZM179 12V13H181ZM215 12V11H214ZM231 12V11H230ZM103 13V14H104ZM151 13V12H150ZM192 13V12H191ZM216 13V12H215ZM220 13V12H219ZM101 14V13H99ZM144 14V13H143ZM198 14V13H195ZM217 14V13H216ZM241 13H233L232 19L227 22L228 24H226V28L227 31L225 32V29L223 30L227 36H230L231 41L236 40L237 38L239 39L240 37L238 36V33L235 32L236 29H239L238 26H240V29L247 31V35L253 36L255 37V35L253 34L252 31V26L254 25L255 20V16L252 15H240ZM249 14V13H248ZM86 15V14H85ZM85 15H82L85 18ZM102 15V14H101ZM145 15V14H144ZM152 15V14H151ZM191 15V14H190ZM188 16L191 20V16ZM87 16V15H86ZM155 16V14H154ZM194 16V13H193ZM192 16V17H193ZM197 16V15H196ZM199 16V15H198ZM213 16V15H211ZM216 16V15H215ZM214 16V17H215ZM229 16V15H228ZM231 16V15H230ZM229 16V17H230ZM153 17V16H151ZM175 17V16H174ZM186 17V18H188ZM210 17V16H209ZM228 17V18H229ZM80 18V17H79ZM88 18V16H87ZM142 20L143 18L145 19V17H141ZM140 18V19H141ZM172 18V17H171ZM199 18V17H198ZM258 18V17H257ZM256 18V19H257ZM74 19V18H73ZM77 19V17H76ZM75 19V21H76ZM82 19V17L80 18V20ZM179 19V18H178ZM195 19V18H193ZM212 19V18H211ZM217 19V18H216ZM220 19V18H219ZM226 19V18H225ZM260 19V18H259ZM69 20V19H68ZM78 20V19H77ZM79 20V21H80ZM88 20V19H87ZM146 20V19H145ZM142 21L144 24V27L147 25H145V23H149L150 25L153 24L149 21ZM151 20V21H153ZM175 20V19H174ZM173 20V21H174ZM181 20V19H180ZM264 20V19H263ZM82 21V20H81ZM92 21V20H91ZM140 21V20H139ZM176 21V20H175ZM179 21V20H178ZM177 21V22H178ZM200 21V19H199ZM198 21V22H199ZM219 21V20H218ZM85 22V21H84ZM87 22V21H86ZM141 22V21H140ZM145 22V23H144ZM172 22V21H170ZM184 22V21H183ZM188 22V21H187ZM196 22V21H195ZM205 22V21H204ZM224 22V21H223ZM258 22V21H257ZM67 23V22H65ZM73 23V22H72ZM96 23V22H95ZM180 23V22H179ZM179 23H177V25H179ZM206 23V22H205ZM76 24V23H75ZM166 24V23H165ZM176 24V22L174 23ZM184 24V23H183ZM230 24V25H229ZM264 24V23H262ZM30 26V29L28 26ZM66 25V24H65ZM71 25V24H69ZM80 25V22H79ZM83 25V24H81ZM95 25V24H94ZM103 25V24H102ZM125 25V24H123ZM122 25V26H123ZM128 25V24H127ZM139 25V24H138ZM168 25V23H167ZM167 25L165 29L168 27ZM170 25V23H169ZM173 25V24H172ZM171 25V27H172ZM233 25V26H231ZM73 26V25H72ZM99 26V25H98ZM149 25H147L148 27ZM153 27V25H151ZM156 26V25H155ZM158 26V25H157ZM163 26V27H164ZM175 26V25H174ZM235 26V27H234ZM237 26V27H236ZM96 27V26H95ZM102 27V26H100ZM99 27V28H100ZM104 27V26H103ZM106 27V28H107ZM129 27V26H128ZM137 27V26H136ZM143 27V26H142ZM160 27V26H159ZM158 27V28H159ZM170 27V26H169ZM170 27V28H171ZM180 27V26H177ZM185 27V26H184ZM190 27V26H189ZM188 27V28H189ZM192 27V26H191ZM216 27V26H215ZM92 28V27H91ZM105 28V29H106ZM118 28V27H117ZM123 28V27H122ZM140 28V27H139ZM138 28V29H139ZM157 28V29H158ZM219 28V27H218ZM67 29V28H66ZM84 29V28H82ZM86 29V28H85ZM97 29V28H96ZM96 29H92V30H96ZM101 29V28H100ZM108 29V28H107ZM125 29V28H124ZM134 29V28H133ZM133 29L131 31H133ZM137 29V28H136ZM156 28H153V30ZM156 29V31H157ZM173 29V27L171 28ZM212 29V28H211ZM210 29V33L216 34V30H211ZM73 30V29H72ZM70 30V31H72ZM75 30V29H74ZM120 30H122L120 28ZM118 30V31H120ZM150 30V28H149ZM160 30V28H159ZM167 30V29H166ZM169 30V29H168ZM241 30V34L242 33ZM99 31V30H98ZM101 31V30H100ZM107 31V30H106ZM115 31V30H112ZM136 31V30H135ZM139 31V30H138ZM137 31V32H138ZM151 31V30H150ZM149 31V32H150ZM163 31L162 27L161 30ZM222 31V35H224ZM86 32V31H85ZM97 32V30H96ZM109 32H111L109 30ZM130 32V31H129ZM141 32V31H140ZM139 32V33H140ZM175 32V31H174ZM93 33V32H91ZM90 33V34H91ZM116 33L117 30H116ZM123 33V31H122ZM179 33V32H178ZM199 33V32H198ZM85 34V33H84ZM89 34V32H88ZM89 34V35H90ZM110 34V33H109ZM115 34V32H114ZM113 34V35H114ZM121 34V33H120ZM124 34V33H123ZM135 34V33H134ZM138 34V33H136ZM158 34V32H157ZM220 34V32H219ZM88 35V36H89ZM112 35V36H113ZM119 34H117L116 36H118ZM132 35V32H131ZM144 35V34H143ZM147 35V34H146ZM221 35V34H220ZM92 36V34L90 35ZM115 36V35H114ZM120 36V35H119ZM122 36V35H121ZM125 36V35H124ZM155 36V35H154ZM225 36V37H226ZM86 37V36H85ZM93 37V36H92ZM99 37V36H98ZM107 37V36H106ZM151 37V36H150ZM156 37V36H155ZM158 37V36H157ZM212 37V36H211ZM217 37V36H215ZM219 37V36H218ZM217 37V38H218ZM74 38V37H73ZM89 38V37H88ZM116 38V37H115ZM120 38V37H119ZM141 38V37H140ZM145 38V37H144ZM205 38V37H204ZM247 38V37H246ZM251 38V37H250ZM87 39V38H86ZM91 39V37H90ZM93 39V38H92ZM118 39V38H117ZM151 39V38H150ZM220 39V38H219ZM218 39V40H219ZM226 39V38H225ZM237 39V41H238ZM258 39V38H257ZM83 40V39H82ZM111 40V39H109ZM119 40V39H118ZM120 40H122L120 38ZM140 40V39H139ZM224 40V39H223ZM227 40V39H226ZM225 40V41H226ZM75 41L78 42L75 43ZM98 41V40H97ZM96 41V42H97ZM123 41V40H122ZM213 41V40H212ZM228 41V40H227ZM241 41V40H240ZM254 41V39H253ZM252 41V42H253ZM93 42V41H92ZM95 42V41H94ZM113 42V41H112ZM195 42V41H193ZM211 42V41H210ZM215 42V41H214ZM219 42V41H218ZM136 43V44H135ZM178 43V42H177ZM190 43V42H189ZM197 43V41H196ZM223 43V42H222ZM221 43V44H222ZM238 43V42H237ZM254 43V42H253ZM133 44V43H132ZM135 45H133V47L135 48V53H141L142 50H144V43H140V41L138 42H134ZM175 44V43H174ZM182 44V43H181ZM188 44V43H186ZM213 44V43H212ZM211 44V45H212ZM216 44V43H215ZM219 44V45H221ZM236 44V43H235ZM239 44V43H238ZM96 45V44H95ZM116 45H118L116 43ZM121 45V44H120ZM128 45V44H127ZM131 45V43H130ZM144 45V46H142ZM150 45V44H149ZM169 45V44H168ZM192 45V44H191ZM200 45V44H197ZM257 45L254 44L253 48ZM1 46H5L4 48H2ZM84 46V47H83ZM113 46V44H112ZM205 46V45H204ZM215 46V45H214ZM224 46V45H223ZM258 46V45H257ZM99 47V46H98ZM129 47V46H127ZM144 47V48H143ZM152 47V46H151ZM161 47V46H160ZM183 47V46H182ZM186 47V46H185ZM202 47V45L200 46ZM230 47V46H229ZM100 48V47H99ZM106 48V47H105ZM159 48V47H158ZM173 48V47H172ZM187 48V47H186ZM189 48V47H188ZM195 48V47H194ZM207 48V47H206ZM205 48V49H206ZM209 48V46H208ZM207 48V49H208ZM226 48V47H225ZM245 48V47H244ZM258 48V47H257ZM87 49L88 52L87 53ZM116 49V48H115ZM166 49V48H165ZM164 49V50H165ZM183 49V48H182ZM201 49V48H200ZM203 49V48H202ZM102 50V49H100ZM108 50V49H107ZM121 50V49H120ZM128 50V48H127ZM130 50V49H129ZM133 50V49H132ZM146 50V49H145ZM153 50V49H152ZM155 50V49H154ZM185 50V49H184ZM188 50V49H187ZM186 50V51H187ZM215 50V49H214ZM221 50V49H220ZM240 50V49H239ZM263 50V49H262ZM106 53V50H104ZM103 51V52H104ZM111 51V50H110ZM166 51H169L166 50ZM203 51V50H202ZM237 51V50H236ZM246 51V50H245ZM244 51V52H245ZM113 51H111L112 53ZM117 52V51H116ZM125 52V51H124ZM195 52V50H194ZM229 52V51H228ZM243 52V51H242ZM255 52V51H254ZM110 53V54H111ZM114 53V52H113ZM146 53V51H145ZM144 53V54H145ZM158 53V52H157ZM165 53V52H163ZM186 53V52H185ZM184 53V54H185ZM191 53V52H190ZM196 53V52H195ZM222 53V52H221ZM227 53V52H226ZM232 53V51H231ZM236 53V52H235ZM116 54V53H115ZM127 54V53H126ZM131 54V53H130ZM224 54V52L222 53ZM222 54L220 56H222ZM240 54V53H239ZM105 55V54H104ZM189 55V54H188ZM191 55V54H190ZM225 55V54H224ZM229 55V53H228ZM232 55V54H231ZM62 57V58H68L70 60L73 61L74 64H76V66H78L79 68V72L78 74H80L81 71V75L80 77H76L74 74H72V69L69 70L67 64H65L64 62L66 61H58L56 58L58 57ZM194 55H192L193 57ZM209 56V55H208ZM246 56V55H245ZM254 56V55H253ZM114 57V56H113ZM124 57V56H123ZM131 57V56H130ZM141 57L138 56L137 59ZM155 57V56H154ZM159 57V56H158ZM162 57V56H161ZM211 57V55H210ZM233 57V56H231ZM230 57V58H231ZM121 58V57H120ZM127 58V57H126ZM125 58V59H126ZM136 58V56H135ZM190 58V57H189ZM200 59V57H198ZM207 58V57H206ZM225 58V56H224ZM255 58V57H254ZM113 59V58H112ZM130 59V58H129ZM162 59V58H161ZM209 59V58H208ZM228 59V58H227ZM232 59V58H231ZM15 60V61H14ZM64 60V59H63ZM117 60V59H116ZM152 60V59H151ZM154 60V59H153ZM160 60V59H159ZM190 60V59H189ZM201 60V59H200ZM212 60V59H211ZM10 61H14L16 62L15 66H8L7 62ZM122 61V60H121ZM126 61V60H125ZM129 61V60H128ZM169 61V60H168ZM8 62V63H9ZM68 62V61H67ZM137 62V61H136ZM147 62V61H146ZM172 62V61H171ZM203 62V61H202ZM245 62V61H244ZM112 63V61H111ZM144 63V62H143ZM164 63V62H163ZM216 63V62H215ZM10 64V63H9ZM65 64V65H64ZM118 64V63H117ZM121 64V63H120ZM137 64V63H136ZM149 64V62H148ZM169 64V63H168ZM167 64V65H168ZM188 64V63H187ZM193 63H191V67ZM196 64V62H195ZM194 64V65H195ZM200 64V63H199ZM197 64V66L199 65ZM203 64V63H202ZM211 64V62H210ZM11 65V64H10ZM13 65V64H12ZM63 65V66H62ZM114 65V64H113ZM127 65V64H126ZM139 65V64H138ZM162 65V64H161ZM160 65V66H161ZM174 65V64H173ZM242 65V64H241ZM244 65V64H243ZM159 66V67H160ZM207 66V65H206ZM209 66V65H208ZM212 66V65H211ZM233 66V65H232ZM74 67V65H73ZM137 67V66H136ZM202 67V66H201ZM229 67V66H228ZM75 68V67H74ZM109 68V69H108ZM122 68V66H121ZM120 68V70H121ZM125 68V67H124ZM203 68V67H202ZM201 68V69H202ZM259 68V67H258ZM118 69V68H116ZM156 69V68H155ZM172 69V68H171ZM193 69V68H192ZM195 69V67H194ZM200 69V68H199ZM198 69V70H199ZM204 69V68H203ZM208 69V68H207ZM206 69V70H207ZM74 70V69H73ZM76 70V68H75ZM74 70V71H75ZM119 70V69H118ZM190 70V69H189ZM258 70V69H257ZM73 71V72H74ZM78 69L76 70L75 74L77 73ZM122 71V70H121ZM129 71V69H128ZM176 71V69H175ZM197 71V70H196ZM124 72V71H123ZM130 72V71H129ZM169 72V71H168ZM191 72V71H190ZM194 72V71H192ZM200 72V70H199ZM208 72V71H207ZM261 72V71H260ZM126 73V72H125ZM150 73V72H149ZM162 73V72H161ZM160 73V74H161ZM197 73V72H196ZM202 73V72H200ZM225 73V72H224ZM194 74V73H193ZM214 74V73H213ZM227 74V73H226ZM262 74V73H261ZM100 76L101 80L99 78V80L96 79V76ZM149 75V74H148ZM151 75V74H150ZM169 75V74H168ZM195 75V74H194ZM193 75V76H194ZM215 75V74H214ZM213 75V76H214ZM231 75V74H230ZM264 75V73H263ZM124 76H126V74H124ZM152 76V75H151ZM203 76V75H202ZM225 76V75H222ZM234 76V74H233ZM236 76V75H235ZM239 76V75H238ZM257 76V75H256ZM260 76V75H259ZM262 76V75H261ZM129 77V75L127 76V78ZM167 77V76H166ZM183 77V76H182ZM195 77V76H194ZM197 77V75H196ZM200 77V76H199ZM212 77V76H211ZM228 77V76H227ZM151 78V77H149ZM208 78V77H207ZM213 78V77H212ZM217 78V77H216ZM221 78V77H220ZM240 78V77H239ZM262 80H260V82L262 81V83L264 84V76L260 77ZM97 81H96V80ZM124 79V78H123ZM152 79V78H151ZM167 79V78H166ZM171 77L168 79L170 80ZM197 79V78H196ZM203 79V78H202ZM200 79V80H202ZM209 79V78H208ZM125 80V79H124ZM129 80V79H128ZM126 81L129 85L130 81ZM173 81V79H171ZM198 80V79H197ZM239 80V79H238ZM134 81V79H133ZM204 80H202L203 82ZM216 81V80H215ZM250 81V80H249ZM125 82V81H123ZM132 82V81H131ZM130 82V84H132ZM171 82V81H170ZM180 82V81H179ZM197 82V81H196ZM208 82V81H207ZM206 82V83H207ZM212 82V80H211ZM136 83V82H135ZM198 83V82H197ZM209 83V82H208ZM216 83V82H215ZM219 83V82H217ZM126 84V83H125ZM134 84V82H133ZM177 84V83H176ZM184 84V83H183ZM203 84V83H202ZM135 85V84H134ZM210 85V84H209ZM218 85V84H217ZM103 86V87H102ZM138 86V85H137ZM177 86V85H175ZM179 86V85H178ZM202 86V85H201ZM236 86V85H235ZM135 87V86H133ZM140 87V86H138ZM182 87V86H181ZM205 87V86H204ZM203 87V88H204ZM218 87V86H217ZM13 88V93L16 92L19 96V99H16V101L13 100H8L6 99V95L8 94V91L10 93L11 89ZM127 88V87H125ZM129 88V87H128ZM132 88V87H131ZM142 88V86H141ZM180 88V86L178 87ZM190 88V87H189ZM202 88V87H201ZM247 88V87H246ZM199 89V87H198ZM206 89V88H205ZM222 89V88H221ZM220 89V90H221ZM250 89V88H249ZM248 89V90H249ZM176 90V89H175ZM191 90V89H190ZM194 90V89H192ZM197 90V89H196ZM217 90V88H216ZM228 90V89H227ZM251 90V89H250ZM133 91V90H132ZM142 91V90H140ZM180 91V90H179ZM199 91V90H198ZM197 91V92H198ZM215 91V90H213ZM243 91H245L243 89ZM12 92V91H11ZM145 92V91H144ZM205 92V91H204ZM218 92V91H217ZM223 92V91H222ZM228 92V91H227ZM234 92V91H233ZM239 92V91H238ZM246 92V91H245ZM14 93V95L16 94ZM135 93V92H133ZM141 93V92H140ZM203 93V92H202ZM209 93V92H208ZM226 93V92H225ZM224 93V94H225ZM252 93V92H251ZM205 94V93H204ZM222 94V93H221ZM220 94V95H221ZM223 94V95H224ZM230 94V93H229ZM235 94V93H234ZM174 95V96H173ZM180 95V93H179ZM210 95V94H209ZM218 95V94H217ZM226 95V94H225ZM236 95V94H235ZM239 95V94H238ZM26 96V99H29L30 102L32 101V108L33 111L35 110V115L31 116L30 112L28 111V109L25 107L27 106L26 104H24L23 102H21V97ZM196 96V94H195ZM216 96V95H215ZM231 96V95H230ZM229 96V97H230ZM237 96V95H236ZM140 97V95H139ZM145 97V96H144ZM190 97V96H189ZM201 97V96H199ZM226 97V96H225ZM228 97V98H229ZM232 97V96H231ZM230 97V98H231ZM241 97V96H239ZM253 97V96H252ZM18 98V97H17ZM25 98V97H24ZM105 98V97H104ZM178 98V97H177ZM211 98V96H210ZM213 98V97H212ZM211 98V99H212ZM220 98V97H218ZM229 98V99H230ZM242 98V97H241ZM257 98V97H255ZM103 99V98H102ZM151 99V100H149ZM158 99V98H157ZM195 99V98H194ZM193 99V100H194ZM204 99V98H203ZM202 99V100H203ZM161 100V99H160ZM167 100V102H168ZM171 100V101H172ZM180 100V99H179ZM184 100V99H183ZM188 100V98H187ZM205 100V99H204ZM220 100V99H219ZM223 100V99H222ZM231 100V99H230ZM234 100V99H233ZM244 100V99H243ZM257 100V99H256ZM259 100V99H258ZM28 101V100H27ZM107 101V100H106ZM110 101V100H109ZM132 101V100H131ZM130 101V103H131ZM150 101V102H149ZM192 101V100H190ZM252 101L254 102L253 98ZM112 102V101H110ZM163 102V101H162ZM165 102V101H164ZM170 102V101H169ZM189 102V101H187ZM195 104V101H192ZM240 102V101H239ZM242 102V101H241ZM245 102V101H244ZM257 102V101H256ZM29 103V102H28ZM122 103V102H121ZM129 103V104H130ZM135 103V102H134ZM153 103V102H152ZM177 103V102H176ZM191 103V102H190ZM189 103V104H190ZM197 97H196V104H197ZM208 103V102H207ZM218 103V102H217ZM215 102V104H217ZM225 103V102H224ZM250 103V102H249ZM260 103V102H259ZM171 104V103H170ZM193 104V103H192ZM199 104V103H198ZM197 104V105H198ZM201 104V102H200ZM204 104V103H203ZM139 105V104H138ZM250 105V104H248ZM263 105V104H262ZM69 106V105H68ZM67 106V107H68ZM132 106V105H131ZM135 106V105H134ZM137 106V105H136ZM205 107L206 104L204 105ZM209 106V105H208ZM217 106V105H216ZM220 106V105H219ZM232 106V105H231ZM241 106V105H240ZM247 106V105H245ZM74 107V106H73ZM98 107V106H97ZM133 107V106H132ZM131 107V108H132ZM164 107V106H162ZM195 107V106H194ZM225 107V106H224ZM234 107V106H233ZM255 107V106H254ZM95 108V109H94ZM137 108V107H136ZM135 108V109H136ZM166 108V107H165ZM199 108V106H198ZM209 108V107H208ZM205 108V112H202V114L204 115V121H202V125L206 130V135L208 134H212L213 132L215 133V136L213 138H215V141H213L215 144H222L224 141L228 140L227 138L230 136L229 133H227L228 129V125H229V114L227 110L229 109H224L222 108L223 111H221L220 115H218L219 117L217 119V123L213 124V120L211 118V114L209 113L210 111H208L209 109ZM244 108V106H243ZM138 109V108H137ZM164 109V108H163ZM197 109V108H196ZM217 109V108H216ZM220 109V108H219ZM252 109V107H251ZM263 111L260 112V114H264V106H263ZM73 110V109H72ZM75 110V108H74ZM79 110V111H80ZM169 110V109H168ZM221 110V109H220ZM108 111L110 112V110L108 109ZM161 111V110H160ZM166 111V110H165ZM261 111V110H260ZM19 112V113H20ZM75 112V111H74ZM121 114L123 117L128 118V124L126 121H124L125 125H123L124 123H122L119 127L115 126L116 125V121L113 123V119H115L116 115ZM194 112V111H193ZM216 112V111H215ZM232 112V110H231ZM58 113V112H56ZM61 115V112H59ZM157 113H161V112H157ZM156 113V114H157ZM163 113V112H162ZM168 113V112H167ZM171 113V112H170ZM212 113V112H211ZM219 113V112H218ZM235 113V112H234ZM102 114V113H101ZM175 114V113H173ZM191 114V113H190ZM250 114V113H249ZM253 114V113H252ZM60 115H58L60 117ZM77 115V114H76ZM75 115V117H76ZM79 115V114H78ZM86 115H88L91 121H89V119L86 117ZM147 115V116H146ZM160 115V114H158ZM177 115V114H176ZM232 116V114H230ZM251 115V114H250ZM85 116V117H84ZM161 116V115H160ZM163 116V114H162ZM161 116V117H162ZM168 116V115H167ZM202 116V115H201ZM217 116V114H216ZM235 116V115H234ZM248 116V115H247ZM256 116V115H255ZM67 117V116H66ZM82 117V116H81ZM177 117V116H176ZM182 117V116H181ZM198 117V116H197ZM258 117V116H257ZM63 118V117H62ZM71 118V117H70ZM85 118V119H84ZM118 118V117H117ZM120 118V117H119ZM180 118V117H179ZM178 118V119H179ZM201 118V117H200ZM237 118V117H236ZM245 118V117H244ZM249 118V117H248ZM256 118V117H255ZM259 118V117H258ZM263 118V117H262ZM55 119V120H54ZM77 119V118H75ZM177 119V122H178ZM233 119V118H232ZM243 119V118H240ZM85 120V121H84ZM120 120V119H119ZM122 120V119H121ZM120 120V122H122ZM145 120V119H144ZM248 120V119H247ZM250 120V119H249ZM260 120V119H258ZM264 120V119H262ZM54 121H57L54 123ZM75 121V120H73ZM72 121V123H73ZM76 121V122H78ZM102 121V122H101ZM108 121V122H106ZM140 121V122H139ZM186 121V120H185ZM216 121V120H215ZM10 122V121H9ZM71 122V121H70ZM70 122L68 121L69 125L71 126ZM78 122V123H79ZM118 119H117V123H118ZM119 122V123H120ZM139 122V123H138ZM188 122V121H187ZM192 122V121H191ZM196 122V121H194ZM193 122V123H194ZM242 122V120H241ZM248 122V121H247ZM246 122V123H247ZM20 123V122H19ZM58 123V124H57ZM67 123V124H68ZM103 123V124H104ZM108 123V125H107ZM127 123V124H126ZM138 123V124H137ZM190 123V122H189ZM13 124V123H12ZM200 124V123H199ZM255 124V123H254ZM262 124V123H261ZM79 125V124H78ZM119 125V124H118ZM187 125V124H186ZM214 125V126H213ZM235 125V124H234ZM256 125V124H255ZM254 125V126H255ZM260 125V124H259ZM22 126V125H21ZM82 126V127H83ZM191 126V125H190ZM195 126V124H194ZM201 126V124H200ZM233 126V125H232ZM245 126V124H244ZM16 127V126H15ZM78 127V126H76ZM184 127V126H183ZM215 130L211 131V129L213 128ZM262 127V126H261ZM101 129V127H99ZM196 128V127H194ZM201 128V127H200ZM240 128V127H239ZM246 128V127H245ZM85 129V128H84ZM99 131L102 132V129ZM249 129V128H248ZM254 129V128H253ZM2 130V129H1ZM53 130V129H52ZM53 130V131H54ZM57 130V131H56ZM98 130V128H97ZM174 130V131H173ZM234 129H232L233 131ZM242 130V129H241ZM246 130V129H245ZM99 131H97V133H99ZM147 131V130H146ZM197 131V130H196ZM200 131V130H199ZM211 131V132H210ZM236 131V130H235ZM243 131V130H242ZM248 131V130H247ZM5 132H8V130H6ZM96 132V131H95ZM149 132V131H148ZM230 132V131H228ZM234 132V131H233ZM238 132V131H237ZM246 132V131H245ZM254 132V130H253ZM175 133V134H174ZM200 133V132H199ZM243 133V132H242ZM250 133V132H248ZM252 133V132H251ZM257 133V131H256ZM1 134V133H0ZM48 134V133H47ZM100 134V133H99ZM98 134V135H99ZM229 134V136H228ZM235 134V132H234ZM239 134V133H238ZM254 134V133H253ZM263 134V133H262ZM55 135V136H56ZM103 135V134H102ZM100 135V137L102 136ZM135 135V133H134ZM138 135V134H137ZM150 135V134H149ZM166 135V136H167ZM205 135V137H206ZM97 136V135H96ZM152 136V137H153ZM246 136V134H245ZM15 136H13V134H8L5 135V137L1 136L0 138V155H2V159L5 161L7 164L10 162H14L16 158V156L18 155V151L19 148L17 146V142L14 140ZM93 137V136H92ZM90 137V138H92ZM154 137V141L155 138ZM163 137L165 138V135H163ZM161 136V138H156V140H160L163 138ZM200 137V138H199ZM197 136V143H202L205 144L207 143V141H204V138L201 136ZM55 138V137H54ZM87 138V137H86ZM203 138V139H202ZM212 138V137H210ZM252 138V137H251ZM257 138V137H256ZM141 139V138H140ZM169 139V137H168ZM17 140V139H16ZM96 140V139H95ZM101 140V139H100ZM144 140V139H143ZM214 140V139H213ZM233 140V139H232ZM241 140V139H240ZM251 140V139H250ZM255 140V138H254ZM99 141V140H97ZM103 141V140H102ZM138 141V140H137ZM147 141V140H146ZM161 141V140H160ZM159 141V142H160ZM169 141V140H168ZM167 141V142H168ZM66 142V143H67ZM212 142V141H211ZM228 142V141H227ZM236 142V141H235ZM99 143V142H98ZM164 143V142H163ZM169 143H167L169 145ZM213 143V144H214ZM231 143V141H230ZM255 143V142H254ZM192 144V141L189 143ZM228 144V143H227ZM226 143L224 145H227ZM250 144V143H249ZM163 145V144H162ZM165 145V144H164ZM194 145V144H192ZM257 145V144H256ZM181 146V147H182ZM203 146V145H202ZM214 146V145H213ZM218 146V145H216ZM252 146V145H251ZM259 146V144H258ZM41 147V146H40ZM133 147V146H132ZM158 147V146H157ZM161 147V146H159ZM261 147V146H260ZM259 147V148H260ZM54 148V146H53ZM135 148V147H134ZM144 148V147H143ZM156 148V147H155ZM172 148V146H171ZM172 148V151H173ZM185 148V152L182 151L184 157L185 158V162L184 165L185 166H190L192 167V163H194V160L192 159V156L190 157L188 152H186V146ZM247 148V147H246ZM255 148V147H254ZM253 148V149H254ZM41 149V148H40ZM100 149V148H99ZM137 149V150H136ZM134 149V151H138V148ZM140 149V148H139ZM193 149V148H191ZM210 149V148H209ZM245 149V148H244ZM248 149V148H247ZM246 149V150H247ZM252 149V147H251ZM257 149V148H256ZM53 150V149H52ZM85 150V149H84ZM131 150V149H129ZM158 150V148H157ZM184 150V149H183ZM249 150V149H248ZM33 151V150H32ZM141 151V149H140ZM177 151V149H176ZM189 151V150H188ZM216 151V150H215ZM213 151V152H215ZM255 151V150H253ZM258 151V150H257ZM139 152V151H138ZM142 152V151H141ZM167 152V150H166ZM212 152V153H213ZM50 156L48 154V156H44L43 160L40 161V159L38 161L39 164H33L30 165L32 166V170H29L28 175L30 178H33L34 180H36V178H40L41 175L39 174L40 169L44 166V164L46 163L45 161L48 160H55L53 155V151L50 152ZM86 153V152H85ZM144 153V152H143ZM159 154V152H157ZM172 153V152H169ZM174 153V151H173ZM238 153V151H237ZM244 153V152H243ZM245 153H247L245 151ZM256 153V152H255ZM88 154V153H87ZM134 154V153H133ZM148 154V153H147ZM189 154V155H188ZM85 155V154H84ZM140 155V154H139ZM143 155V154H142ZM172 154H170L171 156ZM180 157H182V154L180 153ZM198 155V154H197ZM247 155V154H246ZM249 155V154H248ZM247 155V156H248ZM251 155V154H250ZM253 155V154H252ZM25 156V155H24ZM92 156V155H91ZM150 156V155H148ZM162 157V155H160ZM175 156V154H174ZM200 156V155H199ZM172 157V156H171ZM179 157V158H180ZM240 157V156H239ZM254 157V156H253ZM252 157V158H253ZM134 158V157H133ZM136 158V156H135ZM164 158V157H163ZM168 158V157H167ZM200 158V157H199ZM243 158V157H242ZM28 159V158H27ZM71 159V158H70ZM68 159V160H70ZM100 159V158H98ZM97 159V160H98ZM141 159V158H140ZM165 159V158H164ZM182 159V158H180ZM245 159V158H244ZM51 160V161H52ZM132 160V161H131ZM198 160V159H197ZM202 160V159H201ZM212 160V159H211ZM27 161V160H26ZM30 161V160H29ZM96 161V160H95ZM170 161V160H169ZM182 162L184 160H181ZM262 159L258 161V164L261 165V168H263L264 163H261ZM98 162V161H97ZM128 162V163H125ZM131 162V163H130ZM171 162V161H170ZM243 162V161H242ZM17 163V162H16ZM16 163L14 164V167L16 165ZM20 163V162H19ZM18 163V164H19ZM121 163H125L124 167H121ZM134 163V164H132ZM175 163V162H174ZM196 163V162H195ZM201 163V162H199ZM211 163V162H210ZM247 163V161H246ZM6 164V165H7ZM23 164V163H22ZM203 164V163H202ZM201 164V165H202ZM212 164V163H211ZM245 164V163H243ZM257 164V163H256ZM162 165V164H161ZM182 165V164H181ZM195 165V164H194ZM198 165V164H197ZM200 165V164H199ZM205 165V164H204ZM145 166V167H144ZM175 166V165H174ZM179 166V165H178ZM184 166V167H185ZM246 166V165H245ZM254 166V165H253ZM252 166V167H253ZM257 165H255L256 168ZM126 167V168H125ZM213 167V165H212ZM249 167V166H248ZM9 168V167H8ZM77 168V167H76ZM124 168V169H123ZM148 168V169H147ZM187 168V167H186ZM210 168V167H209ZM260 168V167H259ZM162 169V168H161ZM160 169V170H161ZM182 169V167H181ZM246 169V168H245ZM183 170H185L183 168ZM187 170V169H186ZM195 169H193L194 171ZM249 170L252 171L251 168H249ZM263 170V169H262ZM181 171V170H180ZM206 173V170H203ZM250 171V172H251ZM256 171V170H254ZM258 171V170H257ZM91 172V171H89ZM135 172V173H134ZM183 172V171H182ZM196 172V171H195ZM209 172V171H208ZM259 172V171H258ZM88 173V172H87ZM188 173V172H187ZM245 173V172H244ZM247 173V172H246ZM252 173V172H251ZM250 173V174H251ZM91 174V173H90ZM88 174V176L90 175ZM134 174V177L136 178H140L141 183H133L131 182V175ZM184 174V173H183ZM204 174V173H203ZM155 175H157V173H155ZM187 175V174H185ZM195 175V174H194ZM198 175V173H197ZM196 175V176H197ZM206 175V174H205ZM254 175V173H253ZM159 176V175H158ZM201 176V175H200ZM259 176V175H258ZM261 176V174H260ZM154 177V176H153ZM152 177V178H153ZM194 177V176H193ZM156 178V177H155ZM154 178V179H155ZM158 178V177H157ZM167 178V177H166ZM250 178V177H249ZM159 179V178H158ZM190 179V178H189ZM193 179V178H191ZM251 180V179H250ZM257 180V179H256ZM255 180V181H256ZM12 181V180H11ZM37 181V180H36ZM41 181V180H40ZM158 181V180H157ZM209 181V180H208ZM39 182V181H38ZM137 182V181H136ZM254 182V181H253ZM260 182V181H259ZM262 182V181H261ZM264 182V181H263ZM262 182V183H263ZM8 183V182H6ZM11 183V182H10ZM258 183V182H257ZM9 184V183H8ZM77 184V183H76ZM149 184V185H148ZM253 184V183H252ZM6 186V184H5ZM14 183L10 186H8L7 188H3L2 189V196L0 195V210H2L4 212V214L6 215H10V213H13L15 211L14 207V202L17 200L18 196L17 193L14 191ZM43 185H41L42 188ZM51 185L48 186L49 191L47 192V194H42V192L40 193L41 195L35 197V198H30V200H34L36 199L38 201L39 207H38V212H44L46 213L48 211V207H47V203H50L49 201H51L54 196H51L52 193H57L55 192L56 189ZM55 186V185H54ZM88 184L84 183L81 184L80 183V187L83 188V190H86ZM101 186V185H100ZM207 186V185H206ZM255 186V185H254ZM79 187V188H80ZM210 187V186H209ZM59 188V187H58ZM240 188V187H239ZM16 189V188H15ZM44 189V186H43ZM208 189V188H206ZM218 189V188H217ZM236 189V188H235ZM242 189V188H240ZM239 189V192H240ZM82 190V191H83ZM227 190V189H226ZM264 190V189H263ZM1 191V190H0ZM42 191V190H41ZM81 191V192H82ZM97 191V190H96ZM243 191V190H241ZM45 192V193H46ZM99 192V191H98ZM138 192V193H137ZM212 192V190H211ZM238 192V193H239ZM27 193V192H26ZM44 193V192H43ZM236 193V192H235ZM28 194V193H27ZM38 195V193H36ZM104 194V195H103ZM132 194V196L134 195ZM162 194V193H161ZM205 194V195H204ZM225 194V193H224ZM232 194V193H231ZM259 194V193H258ZM256 194V195H258ZM54 195V194H53ZM81 195V194H80ZM208 195V194H207ZM219 195V193H217V196ZM240 194H238L239 197ZM255 195V194H254ZM263 195V194H262ZM56 196V195H55ZM77 196V195H76ZM131 196V194H130ZM136 196V195H135ZM134 196V197H135ZM216 196V198H217ZM242 196V195H241ZM26 197H30V195H26ZM83 197V196H82ZM140 197V198H142ZM223 197V196H221ZM254 197L253 195H250L249 198ZM243 198V197H242ZM247 198V197H246ZM247 198V200H251ZM23 199V198H22ZM78 199V198H77ZM81 198H79L80 200ZM107 199V203L111 202L114 199ZM144 200V198H142ZM145 199V200H146ZM218 199V198H217ZM216 199V200H217ZM231 199V198H230ZM233 199H235L233 197ZM106 200V199H105ZM111 200V201H108ZM122 200V202H123ZM144 200V201H145ZM223 200V199H222ZM226 200V199H225ZM228 200V199H227ZM241 200V199H240ZM244 200V201H247ZM26 201L29 202V199H27ZM86 201V200H85ZM102 201V200H100ZM115 201V200H114ZM243 201V202H244ZM256 201V200H255ZM259 201V200H257ZM81 202V201H79ZM133 201H131L132 204ZM150 202V203H148ZM104 203V202H103ZM112 203V202H111ZM121 203V201H120ZM136 204V202H134ZM133 203V204H134ZM141 203V202H138ZM241 203V202H240ZM253 203V202H252ZM115 204V202H114ZM117 204V203H116ZM127 204V203H126ZM134 204V205H135ZM189 206L190 210L184 211L186 210V205ZM243 204V203H242ZM249 204V203H248ZM255 204V203H254ZM261 204V203H260ZM29 205V204H28ZM31 205V204H30ZM88 205L90 206V203H88ZM119 205V203H118ZM132 205V206H134ZM184 205V207H183ZM204 205V204H203ZM253 205V204H252ZM264 205V204H263ZM92 206V205H91ZM99 207H95L93 208L96 211H99V213H101V218L105 221V222H111L112 218L114 217L117 213H115V208L104 205V204H100L98 205ZM114 206V205H113ZM117 206V205H116ZM148 206V207H150ZM230 206V205H229ZM256 206H258L256 204ZM81 207V206H80ZM79 207V208H80ZM118 207V206H117ZM127 207V206H125ZM131 207V206H130ZM182 207V208H181ZM242 206H238L237 208H240L239 210L235 211L237 212V217H238V221L241 227L240 233L244 232V237L241 238V243L242 244H247L248 243V239H246V237L248 236L247 234H251L252 230V226H251V221L252 220L251 217H255V214L257 212V210L259 209L258 207H255V205L248 207L247 209L241 210ZM121 208V207H120ZM136 208V207H135ZM258 208V209H257ZM92 209V210H93ZM119 209V208H118ZM124 209V208H123ZM122 209V210H123ZM131 209V208H130ZM182 209V210H180ZM205 209V208H204ZM207 209V208H206ZM227 209V208H226ZM257 209V210H256ZM120 210V209H119ZM133 212H134V208H132ZM221 210V209H220ZM231 210V209H230ZM118 211V210H117ZM121 211V210H120ZM125 211L126 210L125 208ZM130 211V210H129ZM137 211V210H136ZM146 211V210H145ZM225 211V210H224ZM260 211V209H259ZM258 211V212H259ZM36 212V211H35ZM86 212V211H85ZM223 212V211H221ZM220 212V213H221ZM257 212V213H258ZM119 213V212H118ZM127 213V212H126ZM124 213V215L126 214ZM141 213V212H140ZM152 213V212H151ZM200 213V212H199ZM198 213V215H199ZM219 213V214H220ZM2 214V213H1ZM3 214V215H4ZM91 214V213H90ZM123 214V212H122ZM183 214V215H182ZM236 214V213H234ZM6 215V216H7ZM85 215V214H84ZM88 215V214H86ZM128 215V213L126 214ZM144 215V214H143ZM228 215V214H227ZM91 216V215H90ZM117 216V215H116ZM119 216V217H120ZM133 216V217H132ZM142 215L140 214V217ZM85 217V216H84ZM87 217V216H86ZM120 217V218H121ZM151 217V216H150ZM154 216L152 215V218ZM236 217V218H237ZM89 218V216H88ZM257 218V217H256ZM259 218V217H258ZM257 218V219H258ZM114 219V218H113ZM144 219V218H143ZM12 219L10 218L9 221H11ZM115 220V219H114ZM255 220V219H254ZM42 221V220H41ZM47 221V220H46ZM103 221V222H104ZM118 221V219H117ZM129 221V222H130ZM198 221V220H197ZM261 221V220H260ZM78 222V221H77ZM221 222V221H220ZM236 222V221H235ZM250 222V223H249ZM41 223V222H40ZM18 224V223H17ZM80 224V223H79ZM102 224V223H101ZM105 224V223H104ZM108 224V223H107ZM131 224V225H130ZM254 224V223H253ZM78 225V224H77ZM137 225V224H136ZM145 225V224H144ZM190 226V225H189ZM45 227V226H44ZM108 227V225H107ZM191 227V226H190ZM236 227V226H235ZM7 228V227H6ZM18 228V227H17ZM61 228V227H60ZM147 228V227H146ZM239 228V227H238ZM68 229V228H67ZM71 229V228H70ZM190 229V228H188ZM240 229V228H239ZM238 229V230H239ZM196 230V229H195ZM243 230V231H242ZM252 230V231H251ZM78 231V230H77ZM242 231V232H241ZM251 231V232H250ZM263 231V230H262ZM58 232V231H57ZM256 232V231H255ZM59 233V232H58ZM148 233V232H146ZM146 233L144 235H146ZM233 233V232H232ZM231 233V235H232ZM239 233V234H240ZM258 233V232H257ZM186 234V233H184ZM236 234V233H235ZM243 235V234H241ZM247 235V236H246ZM66 236V234H65ZM72 236V235H71ZM139 236V237H138ZM142 236V235H141ZM151 236V235H150ZM226 236V235H225ZM29 237V236H28ZM145 237V236H144ZM262 237V235H261ZM143 240H148L146 238H142ZM190 239V238H189ZM188 239V240H189ZM264 239V238H263ZM9 240V239H8ZM142 240V241H143ZM144 240V241H145ZM155 240V239H154ZM235 240V239H234ZM7 241V240H6ZM159 241V240H158ZM227 241V239H226ZM231 241V242H230ZM236 241V240H235ZM69 242V241H68ZM146 242V241H145ZM186 242V241H185ZM183 242V243H185ZM199 242V241H198ZM155 243V241H154ZM158 243V242H157ZM203 243V242H202ZM221 243V241H220ZM25 244V243H24ZM146 244V243H145ZM159 244V243H158ZM169 245V246H166ZM186 244V243H185ZM250 244V243H249ZM148 245V244H147ZM181 245V244H180ZM187 245V244H186ZM236 243L234 241L229 240L227 241V245H225V247L222 246V243L219 245V252L216 254L215 253V260L216 263L213 264H234V252L236 249ZM47 246V247H46ZM69 246V247H68ZM146 246V245H145ZM253 246V245H252ZM52 247V246H51ZM50 247V248H51ZM68 247V248H67ZM167 247L166 250H164ZM176 247H179L176 246ZM181 247V246H180ZM204 248V247H203ZM245 248V247H244ZM163 250L162 253L165 252H171L170 255L167 256H163L162 257V253H156L153 252L155 250ZM178 249V248H177ZM237 251V250H236ZM40 252V253H41ZM54 252V251H53ZM161 252V251H160ZM179 252V251H178ZM185 252V251H184ZM200 252V251H199ZM12 254V253H11ZM168 254V253H167ZM31 255V254H30ZM64 256V255H63ZM169 256V257H168ZM199 256V255H198ZM168 257V259H167ZM238 257V256H237ZM61 258V257H60ZM250 258V257H249ZM62 260L63 259H59ZM214 260V261H215ZM184 261V260H183ZM189 261V260H188ZM203 261V260H202ZM206 261V260H205ZM72 262V264H73ZM2 263V262H1ZM184 263V262H183ZM4 264V263H3ZM186 264H191L190 263H186ZM246 264V263H245Z\"/></svg>",
  "mask_w": 264,
  "mask_h": 264
}]
</instances>
